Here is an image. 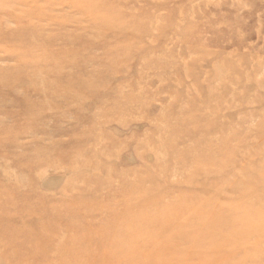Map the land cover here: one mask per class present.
<instances>
[{
    "label": "rangeland",
    "instance_id": "obj_1",
    "mask_svg": "<svg viewBox=\"0 0 264 264\" xmlns=\"http://www.w3.org/2000/svg\"><path fill=\"white\" fill-rule=\"evenodd\" d=\"M0 264H264V0H0Z\"/></svg>",
    "mask_w": 264,
    "mask_h": 264
},
{
    "label": "bare ground",
    "instance_id": "obj_2",
    "mask_svg": "<svg viewBox=\"0 0 264 264\" xmlns=\"http://www.w3.org/2000/svg\"><path fill=\"white\" fill-rule=\"evenodd\" d=\"M239 245V244H238Z\"/></svg>",
    "mask_w": 264,
    "mask_h": 264
}]
</instances>
